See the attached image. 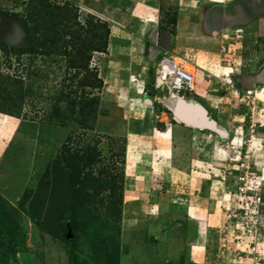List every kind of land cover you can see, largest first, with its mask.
Masks as SVG:
<instances>
[{
	"label": "rangeland",
	"instance_id": "1",
	"mask_svg": "<svg viewBox=\"0 0 264 264\" xmlns=\"http://www.w3.org/2000/svg\"><path fill=\"white\" fill-rule=\"evenodd\" d=\"M129 2L0 0V264H264V22ZM165 60L194 91L160 85Z\"/></svg>",
	"mask_w": 264,
	"mask_h": 264
},
{
	"label": "crops",
	"instance_id": "2",
	"mask_svg": "<svg viewBox=\"0 0 264 264\" xmlns=\"http://www.w3.org/2000/svg\"><path fill=\"white\" fill-rule=\"evenodd\" d=\"M129 1H130L129 2L130 4H135V12L141 13L140 15H145L146 18L147 17L149 18L150 17L149 13H151L150 9H152V8H153V10L157 9V5H156L157 3L159 4V6H161V3H167V4L168 3H171V4L176 3V4H179V7L181 8V3H184L188 0H147L149 2H146L144 0H129ZM209 1L211 3H213V5H215L214 10L217 12L220 11V13H221V17L219 19H213L212 20L210 16L213 13L212 14L209 13L207 15V17L205 18V28H206L205 30H207L206 32H208L209 34H212L213 32H215V33L223 32L225 30L226 26L229 24V22L248 24V26H252L254 24L260 25L261 23L264 22V17L258 18V16H260V14L262 13V12L259 13V11L262 10L261 7H263V9H264V0H257L259 2L258 6H257V4L246 3L247 1H245V0H223V1L222 0H209ZM150 3H153V6H151ZM145 4H146V6H144ZM139 5H140V7H139ZM259 5H260V8H259ZM214 10L212 8L211 12H213ZM246 11L248 12L247 13L248 15L245 13ZM241 15H242V18H241ZM255 16H257V17H255ZM153 17H155V15ZM148 22L156 23V18L155 19L149 18ZM164 66H165L164 68H166V69L168 68V70L174 69L176 66V63L166 62V63H164ZM203 70L201 71V73L203 72ZM197 91H200V90H197ZM198 93H200V92H198ZM175 105H176V103H175ZM196 107H197L198 111H200V114H202L201 108H203V107H201L199 105H197ZM193 111H194V113H193L194 118H198V117H195V107H194ZM204 115H202V116H204ZM205 117H206V115H205ZM199 123L200 122H197L195 125L198 126ZM192 219L194 221H196L197 225L199 226V229H198L199 234L202 235V232H205L207 235V233L209 231L208 223H205V225L207 226V228L205 226V228H206V230H205L204 226L202 225L204 221L201 222L202 220L199 221V220L194 219V218H192ZM206 235H204V236H206Z\"/></svg>",
	"mask_w": 264,
	"mask_h": 264
},
{
	"label": "trees",
	"instance_id": "3",
	"mask_svg": "<svg viewBox=\"0 0 264 264\" xmlns=\"http://www.w3.org/2000/svg\"><path fill=\"white\" fill-rule=\"evenodd\" d=\"M174 24V23H173ZM93 51H96V49H94ZM101 51V50H98ZM90 57H87V61H89ZM87 63V62H86ZM84 70L86 71V78L88 77H93V71L89 70V64L86 65V67L84 66ZM87 85H89V83H87ZM72 109H74V105L72 106ZM92 108V105L89 104L88 108L90 111V109ZM84 112V113H88V112ZM91 160V158H90ZM52 173H53V186H54V191H53V199H52V205H53V209L55 208V206L58 209H54L53 210V214H55L56 216V221L58 223V225H63V226H67V225H71L73 226L72 222L74 219V207H75V203H76V197L73 194H69L68 192V173L69 171L64 168L63 166H60L57 164H55L52 168ZM75 199V200H74ZM52 209V208H51ZM75 229V227H74ZM63 241H65L66 243H68L71 247V254L73 255L74 251L72 250V240H66L63 237ZM75 261V260H74Z\"/></svg>",
	"mask_w": 264,
	"mask_h": 264
},
{
	"label": "built area",
	"instance_id": "4",
	"mask_svg": "<svg viewBox=\"0 0 264 264\" xmlns=\"http://www.w3.org/2000/svg\"><path fill=\"white\" fill-rule=\"evenodd\" d=\"M168 61H164L161 65V75H160V85L167 84L168 89L171 90H177L180 92L181 90L184 91H194V75L185 70L184 68L180 66H175V69L171 73H166L164 70V63ZM172 92V91H171Z\"/></svg>",
	"mask_w": 264,
	"mask_h": 264
},
{
	"label": "bare ground",
	"instance_id": "5",
	"mask_svg": "<svg viewBox=\"0 0 264 264\" xmlns=\"http://www.w3.org/2000/svg\"><path fill=\"white\" fill-rule=\"evenodd\" d=\"M175 69V68H174ZM174 69H170V70H168V68L166 69V68H164V70H165V72L166 73H171V72H173L174 71ZM192 73V72H191ZM194 73V72H193ZM196 77V76H195ZM203 112V114H205L206 115V112H204V108H201V113ZM199 114V113H198ZM197 114V115H198ZM205 115L203 116V119H201V121H207V119H205L206 117H205ZM195 119V118H194ZM195 121V120H194ZM200 121V122H201ZM209 123L211 124L212 122L209 120ZM201 126L203 125V124H200ZM213 127L214 128H216V124H213Z\"/></svg>",
	"mask_w": 264,
	"mask_h": 264
},
{
	"label": "water",
	"instance_id": "6",
	"mask_svg": "<svg viewBox=\"0 0 264 264\" xmlns=\"http://www.w3.org/2000/svg\"><path fill=\"white\" fill-rule=\"evenodd\" d=\"M176 106H177V104H176ZM191 106H193V105H191ZM176 108V107H175ZM193 108V107H192ZM195 108H197L196 106H195ZM194 109V108H193ZM192 111V110H191ZM196 114V113H195ZM202 115H204L203 114V112H202ZM188 124H191V122L190 123H188Z\"/></svg>",
	"mask_w": 264,
	"mask_h": 264
}]
</instances>
